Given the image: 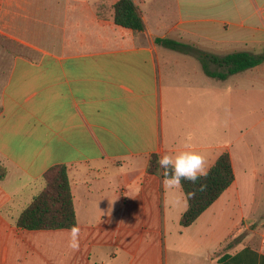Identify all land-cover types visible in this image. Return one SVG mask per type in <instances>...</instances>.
Wrapping results in <instances>:
<instances>
[{
	"label": "crops",
	"instance_id": "obj_1",
	"mask_svg": "<svg viewBox=\"0 0 264 264\" xmlns=\"http://www.w3.org/2000/svg\"><path fill=\"white\" fill-rule=\"evenodd\" d=\"M117 1L0 0V39L30 49L6 50L0 85V264H264V64L220 80L156 43L258 53L264 0H134L143 32L115 23ZM183 150L208 170L228 153L235 175L187 227L182 187L148 171ZM56 165L69 167L76 251L66 229L15 224Z\"/></svg>",
	"mask_w": 264,
	"mask_h": 264
},
{
	"label": "trees",
	"instance_id": "obj_2",
	"mask_svg": "<svg viewBox=\"0 0 264 264\" xmlns=\"http://www.w3.org/2000/svg\"><path fill=\"white\" fill-rule=\"evenodd\" d=\"M114 21L118 26L143 32L145 22L138 11L134 0H118L114 5ZM156 43L168 49L192 54L202 64L204 72L216 79L226 80L232 75L254 69L264 64V47L261 52L240 51L218 56L205 52L193 45L170 39H156ZM18 54L27 55L30 49L12 44ZM159 155H152L148 171L161 174L157 164ZM8 175V168L0 163V181ZM235 175L231 157L228 153L221 155L209 169L206 178H201L195 185L182 181V190L188 200V209L181 218L184 227L192 225L220 196L232 185ZM43 189L33 198L31 203L16 218L19 228L28 230L68 229L78 224L74 206L72 184L69 167L56 165L50 168L42 177ZM204 190L200 191V186ZM195 191V196L188 198V193ZM221 251V250H220Z\"/></svg>",
	"mask_w": 264,
	"mask_h": 264
},
{
	"label": "clouds",
	"instance_id": "obj_3",
	"mask_svg": "<svg viewBox=\"0 0 264 264\" xmlns=\"http://www.w3.org/2000/svg\"><path fill=\"white\" fill-rule=\"evenodd\" d=\"M163 185L167 188L182 187V181H188L195 185L201 178L208 175L206 156L195 150H183L175 154H164L157 160ZM204 185L200 186V191L204 190ZM195 191L188 193V198L195 196ZM68 233L67 247L73 251L80 246V228L76 225L65 230Z\"/></svg>",
	"mask_w": 264,
	"mask_h": 264
},
{
	"label": "rangeland",
	"instance_id": "obj_4",
	"mask_svg": "<svg viewBox=\"0 0 264 264\" xmlns=\"http://www.w3.org/2000/svg\"><path fill=\"white\" fill-rule=\"evenodd\" d=\"M0 45H1V50H0V85H1V83H2V81L4 79L3 69L5 68L6 65H8V63L10 61V57H11L9 52L10 51H14L15 52L16 48L11 43H9L7 41H4V40H1V39H0ZM6 50L9 51V52L7 53ZM261 50L259 48L257 52H260Z\"/></svg>",
	"mask_w": 264,
	"mask_h": 264
}]
</instances>
